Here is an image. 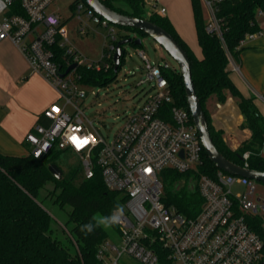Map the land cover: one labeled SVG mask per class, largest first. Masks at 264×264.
I'll use <instances>...</instances> for the list:
<instances>
[{
	"label": "built area",
	"instance_id": "obj_1",
	"mask_svg": "<svg viewBox=\"0 0 264 264\" xmlns=\"http://www.w3.org/2000/svg\"><path fill=\"white\" fill-rule=\"evenodd\" d=\"M55 1L0 0V43L12 42L32 71L65 101L63 106L54 103L46 108L27 133L29 153L41 159L52 150L70 151L78 157L85 178H92L99 169L107 188L126 197L124 216L117 225L120 242L107 240L100 247L97 256L101 263L121 264V259L129 256L141 264H262L264 241L249 221L258 216L264 220V195L258 191L257 181L218 169L214 177L203 175L198 181L203 205L197 216L189 218L166 205L164 171L186 173L202 163L203 145L191 113L176 105L162 67L150 63L139 50L147 69L146 79L139 84L150 83V89L114 138L106 140L77 105L86 92L80 89L75 70L79 66L109 70L115 65L116 27L85 4L76 5L87 21L79 30L81 35L98 26L108 29L111 39L103 47L102 60L89 62L69 46L61 16L48 12ZM199 1L208 16L206 31L221 41L232 60L219 14L222 5L235 0ZM158 15L165 16L166 9L161 8ZM263 15L264 10H259L257 18ZM79 19L83 22L82 15ZM262 34V29L248 33L237 49ZM55 48L64 49L68 68L73 64L77 68L67 74V70L61 71ZM72 137L87 138L88 143L78 148ZM260 156L264 160V145ZM250 157L251 152L244 153L243 167L248 168ZM237 187L242 190L235 191Z\"/></svg>",
	"mask_w": 264,
	"mask_h": 264
},
{
	"label": "trees",
	"instance_id": "obj_2",
	"mask_svg": "<svg viewBox=\"0 0 264 264\" xmlns=\"http://www.w3.org/2000/svg\"><path fill=\"white\" fill-rule=\"evenodd\" d=\"M109 8L137 18H145L146 0H101ZM83 3L76 0L73 7ZM196 24L197 40L202 51L197 57L188 43L179 35L168 17L152 15L150 21L166 29L182 46L190 58L191 73L197 95L208 120L213 140L220 152L234 163L244 166V153L251 152L248 168L264 171V160L260 152L264 145V117L253 97H245L230 77L227 51L221 41L206 31L202 5L199 0H191ZM121 4L128 6V9ZM87 6V5H86ZM264 10V0H235L222 5L219 16L224 19V38L229 53L235 58L240 50L238 44L248 33L261 31L257 14ZM120 40L141 39L146 35L142 31L121 27ZM134 33L139 37H131ZM136 49L141 45L131 44ZM56 49L61 71L68 69L63 60L64 49ZM120 66L109 70L89 69L79 66L75 73L79 83L106 86L116 78ZM166 68V69H165ZM163 69V75L172 89L176 105L190 112L184 87L183 76L179 69ZM232 96L244 116L243 128L251 131V137L236 150L228 148L219 132L212 124L207 103L216 100L224 103ZM70 151L52 150L41 159H35L30 153L26 156L9 155L0 152V264H102L98 259L100 247L108 240V232L96 228L91 234L82 232L81 226L92 221L94 216H107L117 205L124 208V194L112 191L105 185L99 169L92 178L82 176L80 162L64 171L59 165L61 158L73 155ZM75 155V154H74ZM62 170V178L57 179L50 171L51 165ZM218 168L202 150V163L193 171L180 173L164 171L165 204L174 206L178 212L194 218L200 212L203 198L198 189L201 176L214 177ZM264 184V183H263ZM51 186L52 188H48ZM50 202L63 214H66L64 229L60 235L54 229L56 219L49 213L45 203ZM252 228L264 241V220L261 217L250 218ZM118 231V226H114Z\"/></svg>",
	"mask_w": 264,
	"mask_h": 264
},
{
	"label": "rangeland",
	"instance_id": "obj_3",
	"mask_svg": "<svg viewBox=\"0 0 264 264\" xmlns=\"http://www.w3.org/2000/svg\"><path fill=\"white\" fill-rule=\"evenodd\" d=\"M76 0H56L48 8V12L59 14L63 20L64 28L67 29L69 46L73 47L79 54L86 57L89 62H99L102 60V50L106 43L110 42L109 31L106 28L95 26L92 31L81 35L79 30L85 27L86 16L78 13L73 3ZM128 9V6L121 4ZM161 8H165L167 16H173L181 35L187 40L190 48L201 58L202 51L198 44L196 24L193 16L191 0H146L145 18L158 14ZM203 20L207 22L208 16L205 8L202 6ZM82 15L83 22L79 19ZM264 19V15L260 17ZM117 38L120 39L121 27L116 26ZM131 37H139L130 33ZM108 37V40H107ZM143 46L140 51L145 52L147 59L153 65L161 66L163 69L167 64L170 69H179L178 63L161 47L155 40L149 36L142 38ZM125 59L116 78L106 86L81 84L80 89L86 92V97L78 101L77 105L84 112L86 117L91 120L94 126L99 130L106 140H112L119 129L123 126L126 116L135 112L145 101L150 89V83L140 85L141 80L146 79V63L140 58L139 49L131 44L124 46ZM166 69V68H165ZM76 101V99H74ZM64 100L59 99L58 104L63 106ZM73 111V107L67 109ZM21 154H27L24 149ZM79 163L76 155H66L61 158L59 165L64 171L75 167ZM82 176L85 178L84 174ZM48 188H52L49 186ZM258 191L264 195V184L257 182ZM242 188H235V191H241ZM46 209L56 219L54 229L60 235L61 229H64L66 214H63L56 206L50 202L45 203ZM100 216V215H98ZM97 216V217H98ZM109 234L108 241L113 244H119L120 236L114 227L106 230ZM121 264H141L137 260L124 256Z\"/></svg>",
	"mask_w": 264,
	"mask_h": 264
},
{
	"label": "crops",
	"instance_id": "obj_4",
	"mask_svg": "<svg viewBox=\"0 0 264 264\" xmlns=\"http://www.w3.org/2000/svg\"><path fill=\"white\" fill-rule=\"evenodd\" d=\"M181 35L173 16H167ZM263 34L250 41L230 60V77L240 92L253 97L264 117V19L258 18ZM188 43V42H187ZM189 45V44H188ZM60 99L58 92L39 74L9 40L0 43V152L26 156V135L39 121L42 112ZM207 108L211 124L224 144L236 150L251 137L243 128L244 116L237 101L228 96L224 103L210 100ZM27 154H21L23 150Z\"/></svg>",
	"mask_w": 264,
	"mask_h": 264
},
{
	"label": "water",
	"instance_id": "obj_5",
	"mask_svg": "<svg viewBox=\"0 0 264 264\" xmlns=\"http://www.w3.org/2000/svg\"><path fill=\"white\" fill-rule=\"evenodd\" d=\"M84 1L90 9L97 13L101 18L107 20L109 23L119 27H129L142 31L165 49V51L179 65V70L184 80L187 104L189 106L196 130L198 131V134L200 136L203 148L205 149V152L209 159L218 169L223 170L228 174L241 176L250 180H256L257 182L264 183V171H256L240 166L224 156L217 148L209 129L207 117L196 92L191 73L190 58L186 51L182 48V46L175 40V38L166 29L155 24L149 19L137 18L134 16L119 13L106 6L101 0ZM132 43H134L135 45H141L142 40H134L133 38H128L118 41L116 46V53L114 55V63L116 69L120 66V60L124 54L123 47ZM167 66L168 65L166 64L165 67ZM76 68L77 64L71 65L67 69L65 74ZM50 171L55 178H62L63 172L57 165H51ZM262 264H264V261Z\"/></svg>",
	"mask_w": 264,
	"mask_h": 264
},
{
	"label": "clouds",
	"instance_id": "obj_6",
	"mask_svg": "<svg viewBox=\"0 0 264 264\" xmlns=\"http://www.w3.org/2000/svg\"><path fill=\"white\" fill-rule=\"evenodd\" d=\"M124 216V208L117 205L112 213L107 216H94L92 221L81 226V231L86 234H91L96 228L102 227L105 230L111 229L116 225H119Z\"/></svg>",
	"mask_w": 264,
	"mask_h": 264
},
{
	"label": "snow or ice",
	"instance_id": "obj_7",
	"mask_svg": "<svg viewBox=\"0 0 264 264\" xmlns=\"http://www.w3.org/2000/svg\"><path fill=\"white\" fill-rule=\"evenodd\" d=\"M72 140H73L74 143H76V146H77L78 148L83 147L84 145H86V144L88 143V139H87V138H85V139H83V140H80V139L77 138V137H72ZM149 171H150V170H149Z\"/></svg>",
	"mask_w": 264,
	"mask_h": 264
}]
</instances>
